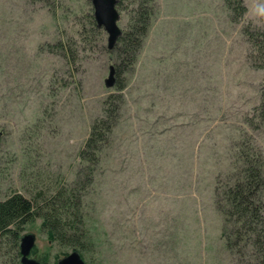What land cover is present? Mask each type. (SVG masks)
<instances>
[{
	"label": "rangeland",
	"instance_id": "374dc122",
	"mask_svg": "<svg viewBox=\"0 0 264 264\" xmlns=\"http://www.w3.org/2000/svg\"><path fill=\"white\" fill-rule=\"evenodd\" d=\"M242 1L234 21L225 0H153L117 89L104 85L117 56L103 27L75 42L74 69L55 46L87 27L90 0H0V199L74 186L79 170L84 184L77 151L114 92L117 119L80 190L86 264H242L222 234L221 190L238 176L241 150L261 153L264 177V119L254 113L264 69L241 31L264 29V0ZM41 220L21 234H35L31 256L55 263L72 248Z\"/></svg>",
	"mask_w": 264,
	"mask_h": 264
},
{
	"label": "trees",
	"instance_id": "16d2710c",
	"mask_svg": "<svg viewBox=\"0 0 264 264\" xmlns=\"http://www.w3.org/2000/svg\"><path fill=\"white\" fill-rule=\"evenodd\" d=\"M153 0H116V9L127 14L126 25L120 28L110 51H116L117 61L114 62L115 85L121 89L122 73L130 68L141 47L153 11ZM227 6L233 10V19L238 21L246 6L242 0H225ZM86 16L87 27L81 22L75 29V37L60 39L55 46L61 51L65 60L74 69L77 61L78 47L76 41L91 40L92 34L88 25L101 30L97 26L93 11ZM241 31L251 42L252 55L255 64L264 69V29L251 27L250 23L242 25ZM264 83V74H263ZM120 94L110 92L102 102V113L95 117L77 156L87 164L84 172L85 183L80 184L81 170L74 186L62 184L51 192L37 189L28 197L19 191H12L0 199V264H19V236L26 223L35 217H42V230L59 245L70 246L81 257L91 246L90 236L84 225V215L80 211V190L91 181L90 165L99 157V152L108 139L117 110ZM264 119V87H262L261 101L254 108ZM242 164L238 167V176L229 181L221 190L223 204L221 212L225 219L222 234L227 247H236L242 264H264V207L261 194L264 188L263 162L261 153L257 150L240 152ZM241 242V243H240ZM249 246L247 254L242 248ZM32 251V249H31ZM249 257V258H247ZM41 262V261H40ZM42 264H56L41 262Z\"/></svg>",
	"mask_w": 264,
	"mask_h": 264
},
{
	"label": "water",
	"instance_id": "95a60500",
	"mask_svg": "<svg viewBox=\"0 0 264 264\" xmlns=\"http://www.w3.org/2000/svg\"><path fill=\"white\" fill-rule=\"evenodd\" d=\"M93 8V16L97 26L103 27L107 33V48H112L120 28L117 24L119 17L116 9V0H90ZM115 68L113 64L108 67V74L104 79V85L111 87L115 84ZM35 244V234L24 232L19 236V264H42L40 260L30 255ZM56 264H86L81 255L73 250L67 255L59 258Z\"/></svg>",
	"mask_w": 264,
	"mask_h": 264
}]
</instances>
